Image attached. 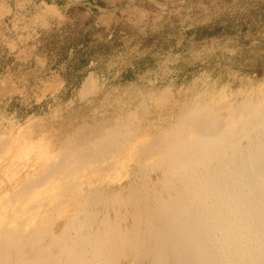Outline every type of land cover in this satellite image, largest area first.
<instances>
[{"label":"rangeland","instance_id":"rangeland-1","mask_svg":"<svg viewBox=\"0 0 264 264\" xmlns=\"http://www.w3.org/2000/svg\"><path fill=\"white\" fill-rule=\"evenodd\" d=\"M79 36L109 46L89 64L94 85L86 92L85 77L74 87L67 72ZM144 57L149 64L133 67ZM263 96L264 0H0V213L58 152L79 153L84 142L113 134L98 158L80 152L73 180L81 177V189H117L182 114L208 108L228 118ZM63 217L54 216V229Z\"/></svg>","mask_w":264,"mask_h":264},{"label":"bare ground","instance_id":"bare-ground-1","mask_svg":"<svg viewBox=\"0 0 264 264\" xmlns=\"http://www.w3.org/2000/svg\"><path fill=\"white\" fill-rule=\"evenodd\" d=\"M93 85L89 74L80 89ZM113 136L52 155L43 174L11 193L0 213V264H264V96L228 118L189 110L146 147L134 180L81 189L80 152L98 158ZM55 215L64 216L56 229Z\"/></svg>","mask_w":264,"mask_h":264},{"label":"trees","instance_id":"trees-1","mask_svg":"<svg viewBox=\"0 0 264 264\" xmlns=\"http://www.w3.org/2000/svg\"><path fill=\"white\" fill-rule=\"evenodd\" d=\"M82 41V45L78 46L77 42ZM111 42H108L110 44ZM71 47L73 48V58L67 64V72L70 73L76 80H71V83L74 84V87H78L84 77H86L91 70L89 64L93 61H97L99 55H104L109 52V46L107 45H91L88 43L87 38L84 36H79L71 40ZM151 61L150 57H144L138 61L133 62V67L142 66L145 67V64H149ZM79 67L83 68V73L78 75ZM131 65L128 67L129 70L123 72V78H126L128 74L131 73Z\"/></svg>","mask_w":264,"mask_h":264}]
</instances>
